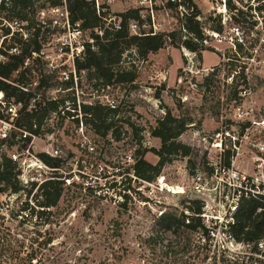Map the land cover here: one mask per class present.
I'll use <instances>...</instances> for the list:
<instances>
[{
	"label": "rangeland",
	"instance_id": "1",
	"mask_svg": "<svg viewBox=\"0 0 264 264\" xmlns=\"http://www.w3.org/2000/svg\"><path fill=\"white\" fill-rule=\"evenodd\" d=\"M180 1L113 0L104 16L114 17L118 24L119 13L137 8L140 19L130 20L132 33L168 32L187 22L186 5L168 6ZM192 1L207 35L203 47L198 45L202 48L199 53L167 44L140 58L131 48L119 65L133 63L134 81L106 87H96L85 72L76 73L77 84L64 86L60 72L72 69L73 59L55 40L61 31L48 25L54 14L46 11L36 16L34 7L26 10L24 24L30 30L24 32H32L28 26L31 19L47 22L38 38L40 54L25 62L24 71L2 70V75L33 93L29 109L42 98L62 103L42 121L41 133L27 145L30 154L26 163L31 167L19 180L23 189L0 195V264H264V238L256 249H249L243 243H230L224 234L227 211L237 199L234 188L243 183L245 191L253 190L251 185L258 191L264 178V79H252L254 109L242 118L231 106V89L224 81L231 67L243 66L249 49L258 41V36L251 34L256 31L252 22L264 28V10L248 8H253L256 0H230L245 13L237 20L226 6L228 0ZM217 17L227 18L221 41L210 30ZM236 22L244 32L245 45L240 48L228 29ZM182 32L185 34L184 29ZM87 36L92 37L90 30ZM209 68L213 72L206 76L211 73L205 70ZM90 103L115 106L113 134L101 137L85 124L80 106ZM166 113L186 123L176 140L189 145L190 151L187 156L169 155L148 186L133 175L132 166L139 153L157 163L159 157L146 150L160 147V139L151 136L150 130ZM226 130L230 136L221 140L218 133ZM18 145L11 149L21 152ZM51 148L58 150L60 160L55 172L38 158ZM224 151L231 154L225 174L221 172ZM54 173L61 180L69 178L70 183L63 179L57 205L41 214L43 197L33 195L36 186L29 192L31 185L24 181L34 176L39 184ZM171 187H183L185 194H174ZM124 194L128 197L125 206H120ZM194 199L203 203L202 221L214 231L206 243L198 233H189L185 247L169 233L156 234L154 222L159 213H185V205Z\"/></svg>",
	"mask_w": 264,
	"mask_h": 264
},
{
	"label": "trees",
	"instance_id": "2",
	"mask_svg": "<svg viewBox=\"0 0 264 264\" xmlns=\"http://www.w3.org/2000/svg\"><path fill=\"white\" fill-rule=\"evenodd\" d=\"M34 2L35 0H11L12 8L16 9L13 15L21 21H27L26 10L33 8ZM49 4L51 6H59L62 3L60 0H50ZM184 5L188 9L186 13L187 22L181 25V29L158 33L141 31L138 34H134L129 29V23L130 20L140 19L139 9H128L119 13V27L112 29L104 26L102 17L108 14L106 11L98 15L94 5L90 2L85 0H66L71 22L80 21L82 28L89 29L94 39L92 45L87 44L85 46L83 55L74 59L76 73L80 74L83 71L89 78L95 80L96 87H106L134 81L136 71L133 63H130L129 67H120L119 65L123 54L131 48H133L137 57L140 58L146 57L148 53L156 52L167 44L176 48L184 47L191 52L199 53L202 48H199L198 45L203 47L202 41L207 38V35H204L200 22L196 18L200 15L197 5L192 0H182L178 3H170L168 6ZM42 6L44 5H40V7ZM226 6L230 10L237 9L236 14L239 18L245 15L244 11L237 8L230 0L226 3ZM248 8L252 9L250 6ZM253 10L261 12L264 10V5L261 3L257 4ZM11 18L12 16L10 15L8 19L10 20ZM42 25L46 24H39V22H35L32 19L28 22V26L32 28L31 36L28 40L17 37L18 34L13 33L11 41L19 45V53L9 54L3 51L6 61H0V91L3 92L5 98L12 99L15 103H20L16 125L33 135L41 133L42 121L50 113L58 111L62 100L42 98L29 109L33 93L28 91V89L25 90V87L20 85L18 81L17 83L8 81L5 75H2V70L19 72V69H22L24 71L27 68L25 62L32 59L34 53L36 55L40 54L42 46L38 38L41 28H43ZM95 28L101 30V35L93 33ZM182 29L185 30V34ZM210 30L215 32L222 31L220 17L216 18V23L210 27ZM2 31L7 34L10 29L6 27ZM37 57L35 58L37 59ZM63 84L67 87L71 86L73 84L72 78L63 81ZM116 112L115 107H107L101 103L82 104L80 106V113L85 119V124L89 126L91 131L101 137L114 133L112 130V118ZM0 116H2L1 113ZM185 124L183 120L166 113L157 122V125L151 128L150 135L160 139V147L158 149L149 148L145 150L154 153L159 159L156 164H153L144 158L143 153H139L135 157L132 166L133 175L137 179L150 182L160 174L161 168L169 160V155L180 153L183 156H187L189 154V145L176 140L185 129ZM29 139L30 137L25 138L22 146H26ZM38 156L46 165L59 168V158L51 157L45 153H40ZM230 159V152L224 151L222 154V167L229 168ZM15 167L16 164L10 158L5 155L1 157L0 184L2 185V192L16 193L23 189L18 186L19 181L16 178ZM55 174H51L52 177L43 180L38 185L32 183L29 190L30 192L36 186L33 195L36 194L43 197L40 202V206L43 208L40 210L41 214L55 207L62 195L63 181L57 179L58 176ZM242 184L240 183V187L234 188L233 194L237 197L236 209L232 215L233 221L226 223V231L233 236L236 242L249 245L247 246L249 249H256L257 244L264 238V178L262 185L260 187L257 186L258 191L254 190V185L250 186V189L253 190L245 191L242 189ZM123 196L125 199L120 203V206H125L128 197L126 194ZM202 206L203 203L201 201L194 199L188 205H185V213L183 211L179 213L163 211L154 222L156 234L157 232H160V235L169 233L180 241L182 240L185 247L190 240L189 233H198L203 242L206 243L210 235L200 216Z\"/></svg>",
	"mask_w": 264,
	"mask_h": 264
},
{
	"label": "built area",
	"instance_id": "3",
	"mask_svg": "<svg viewBox=\"0 0 264 264\" xmlns=\"http://www.w3.org/2000/svg\"><path fill=\"white\" fill-rule=\"evenodd\" d=\"M50 0H35L34 2V8H35V15L36 16H43L46 11L53 13L54 16L48 19V25L51 26L53 29L60 30V34L55 38L56 42L59 44V49L61 51L67 52L70 57L73 59V66L72 69L67 71H62L60 78L65 80H70L72 78V81L74 84H77V74L76 69L74 66V59L80 58L84 53V48L87 44L92 45V42L94 39L87 36V32L89 29H83L81 26L80 21L71 22L69 18V12L67 10L66 6V0H60L61 5L59 6H51L49 4ZM87 2H90L94 5L96 13L98 15L103 14V12L106 11V9L109 7V5L112 3L113 0H85ZM257 4H263L264 0H256ZM256 4V5H257ZM40 5H44L42 9H40ZM255 5V6H256ZM254 6V7H255ZM45 7V8H44ZM253 7V8H254ZM252 8V9H253ZM254 11V10H253ZM16 12V9L12 8L11 0H0V61L4 60L3 51L7 52L9 54L12 53H19V45L15 42L11 41V36L13 33L19 34L22 39L26 40L28 36H31L30 33H26L23 31V29L30 30L26 27L24 24V21L19 20L14 14ZM256 12V11H254ZM237 17V9H233L232 12ZM12 16V18L9 20L8 17ZM230 20L232 17H230ZM103 22L105 24V27L115 29V27H119L118 24H115L114 17H108L105 16L102 17ZM26 22V21H25ZM39 22V19L38 21ZM42 24H46V21L41 20ZM107 22V23H106ZM221 25H222V31L221 32H215L212 30L211 34L212 36L216 37L219 41H221L223 37H225L224 33L225 30L223 29L224 26H226L227 18L224 17L223 19H220ZM27 23V22H26ZM252 27L255 28L253 31L251 30V34L254 36H258V41L254 42L251 48L249 49L250 54L248 57H246L245 62H243V66L238 67H231L229 72L227 73L224 81L225 83L230 87V102L231 106L234 107V110L237 111V114L240 118H242L243 114H248L249 112H252L254 107L252 105V96H253V90H252V79L255 78V76H260L264 79V28L257 26V21L252 22ZM8 27L10 29V32L5 34L3 33V28ZM132 29V27H131ZM229 34L233 35L234 38L237 40V46L240 48L241 44L245 45L244 42V32L239 26V23L236 22L229 28ZM95 31H98V28L94 29ZM99 30L98 34H100ZM29 32V31H28ZM52 37H55L53 34H51ZM231 35V39H232ZM206 36V35H205ZM207 37V36H206ZM202 42H206V38L203 39ZM233 48H236V44L232 43ZM35 55V53H34ZM239 68V69H237ZM206 71H210L211 73H208L206 76H209V74H212L213 69H205ZM83 72V71H81ZM254 74V75H253ZM207 78V77H206ZM234 86V87H233ZM27 90L26 88H24ZM31 103V101H30ZM20 103H15L12 99H7L4 97V94L2 91H0V113L2 116H0V160L3 155L10 158L15 164V171H16V178L19 180L23 179L25 176V172L30 169L31 165L26 163V155H29V148L27 147L31 137L35 138L36 136L22 130L16 125V120L19 116V109H20ZM31 106V104H30ZM110 107L114 108L115 106L110 105ZM55 113V112H54ZM59 113V112H58ZM62 115L63 111H60ZM219 138L222 140V137L230 136L229 132L226 130L223 133H218ZM30 137L28 140L26 146H22L24 143V139ZM235 140V139H234ZM21 144V145H18ZM19 146L21 149V152H15L11 148L14 146ZM47 155L51 157H56L58 154V150L51 148L50 151H45ZM39 158V157H38ZM40 160V158H39ZM41 161V160H40ZM42 162V161H41ZM58 168L51 167V171H54ZM229 168L222 167L221 172L223 174L228 173ZM61 180V176L58 177ZM65 180L67 184L70 183L69 178H62ZM163 179L159 180L161 183ZM148 186H151L152 183L145 181ZM32 183H36V177L29 176L28 179L24 181V184H30L32 186ZM20 184V181H19ZM64 185V182H63ZM2 185L0 184V195H3L7 192L1 191ZM167 190L169 188L168 185L165 187ZM160 189L162 190L163 187L160 186ZM171 190H173L174 194L182 195L185 194V190L183 187L173 189L171 187ZM169 191V190H168ZM172 192V191H171ZM237 201V199H236ZM3 205L0 203V214L2 213ZM236 209V202L230 207V209L227 211V219L224 222L225 227V236L228 238L230 243H237L233 236L226 231V223L233 221V212ZM27 215V213H26ZM160 215V213H159ZM21 216V215H19ZM200 216L203 218V213L200 214ZM205 227L208 229L209 234H214V231L209 226L204 223ZM262 240L257 244L261 245ZM249 246V245H246Z\"/></svg>",
	"mask_w": 264,
	"mask_h": 264
}]
</instances>
